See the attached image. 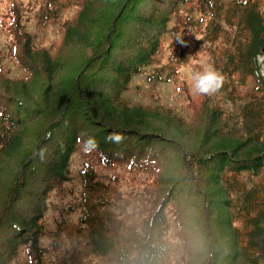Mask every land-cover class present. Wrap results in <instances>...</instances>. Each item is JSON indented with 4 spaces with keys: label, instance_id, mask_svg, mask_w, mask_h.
Instances as JSON below:
<instances>
[{
    "label": "trees",
    "instance_id": "1",
    "mask_svg": "<svg viewBox=\"0 0 264 264\" xmlns=\"http://www.w3.org/2000/svg\"><path fill=\"white\" fill-rule=\"evenodd\" d=\"M75 2L78 13L62 22L63 45L93 44V51L65 93L56 94L60 66L52 53L45 49L39 58L32 34L20 28L15 33L23 40L27 72L42 69L46 84L41 102L25 100L28 81L12 82L23 95L0 96V184L2 172L11 170L15 177L6 195H0V264H10L22 250L44 264L48 197L69 179L71 157L81 146L92 155L80 171V198L87 209L81 221L104 264H176L178 255L185 256V264L196 257L201 261L195 264H263L264 78L259 55L264 53V0ZM61 4L45 0L36 11L49 21ZM11 16L14 24L17 15ZM175 17L205 27L211 54L218 39L220 90L229 81L225 75L254 81L239 109L223 104L205 112L207 126L196 147L151 128L150 106L130 105L126 94L133 80L158 62ZM210 59L216 64L214 55ZM184 61H169L172 75ZM161 69L148 78L162 80ZM240 116L246 123L238 133L234 124ZM170 148L180 151L182 162L173 168L156 166L174 180L163 186L161 196L159 189L142 194L141 221L124 226L110 218L103 202V169L151 174L168 160ZM181 226L192 230L181 232Z\"/></svg>",
    "mask_w": 264,
    "mask_h": 264
},
{
    "label": "rangeland",
    "instance_id": "2",
    "mask_svg": "<svg viewBox=\"0 0 264 264\" xmlns=\"http://www.w3.org/2000/svg\"><path fill=\"white\" fill-rule=\"evenodd\" d=\"M44 1L0 0V96H3L2 99L8 94L23 95L12 82L18 84L28 81L30 85L25 100L41 102L46 84V76L42 69L34 70L31 75L27 72L28 59L25 56L23 40L15 36L19 28L32 34L36 49L33 52L38 53L39 58L47 49L57 60L60 68L57 73L56 94L63 91L65 93V87L67 85L69 87L76 78L79 79L80 75L76 74L79 65L84 64L85 59L92 55L93 44L63 45L62 22L64 18H74L73 16L78 13L79 9L76 7L75 0H59L62 4L58 9V16H50L49 21H44L36 11L39 2ZM11 6L19 7L18 11L14 8L12 11L17 15L14 24H12ZM39 19L45 23L38 22ZM205 33L206 29L203 25L195 27L189 20L182 21L175 17L165 35V43L158 62L153 64L148 71L137 76L126 93L130 105L150 106L152 119L149 124L150 127L153 126L151 128L163 132L186 147H196L200 143L208 122L205 112L208 110L207 114H209L211 106L217 107L224 104L231 111L235 110L243 101L244 92L251 90L254 84L251 77L236 81L235 76L230 75L228 78L225 75L226 80L229 81L222 90L219 89L212 94V97L195 92L193 87L195 73L203 72L209 67L215 69L214 65H216L218 69L215 70L220 74L218 39L215 38L213 42L214 52L211 54L208 50L211 42L205 38ZM211 55H214L216 64L211 63ZM180 59H185V61L172 75L173 69L169 67V61L173 63ZM259 63L264 78L263 55L259 56ZM160 66H162L160 73L163 79L157 81L149 79L148 76L157 73ZM27 75L28 80L25 79ZM228 86H231L229 94L227 93ZM244 123L246 122L242 116L235 122L234 127L238 133L242 131L241 126ZM166 152L168 160L155 165L151 174L147 170L137 173L123 167L103 169L101 186H107L105 195L107 199L103 202L107 204L105 209L110 218L122 220L124 226H135L141 221L143 211L140 198L142 194L147 189H159L161 196L164 191L163 186L174 180L171 173L161 171L156 166L160 168L168 165L169 168H173L182 162L178 149L170 148ZM91 157L88 150L81 146L71 157L69 179L60 191L48 197L49 206L44 215L47 233L41 239L46 250L44 264H104L105 262V259L96 253V248L92 244L94 241L87 236L88 230L83 224L84 221H81V218L87 215V209L80 198L82 185L80 171L85 162L91 161ZM16 165L15 161L11 162V168L12 166L16 168ZM7 168L10 166L1 167L3 171ZM2 173H4L5 180L0 184V195L2 193L6 195L14 173L11 170ZM94 197L95 195L92 198ZM189 214L192 212L189 211ZM179 229L181 232L190 231L192 226H181ZM196 260L201 261V257L194 258L192 264H195ZM260 260L264 264V257ZM10 264L36 263L22 250ZM176 264H185V256L178 255Z\"/></svg>",
    "mask_w": 264,
    "mask_h": 264
},
{
    "label": "clouds",
    "instance_id": "3",
    "mask_svg": "<svg viewBox=\"0 0 264 264\" xmlns=\"http://www.w3.org/2000/svg\"><path fill=\"white\" fill-rule=\"evenodd\" d=\"M222 82L223 77L211 67L206 68L203 72H197L193 76V87L198 94L211 96L220 89Z\"/></svg>",
    "mask_w": 264,
    "mask_h": 264
},
{
    "label": "flooded vegetation",
    "instance_id": "4",
    "mask_svg": "<svg viewBox=\"0 0 264 264\" xmlns=\"http://www.w3.org/2000/svg\"><path fill=\"white\" fill-rule=\"evenodd\" d=\"M261 55H263V56H264V53H263V54H261ZM261 55H259V56H261Z\"/></svg>",
    "mask_w": 264,
    "mask_h": 264
}]
</instances>
